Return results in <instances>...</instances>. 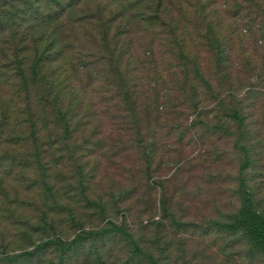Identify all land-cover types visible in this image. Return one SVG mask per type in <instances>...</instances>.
Here are the masks:
<instances>
[{"label": "trees", "instance_id": "trees-1", "mask_svg": "<svg viewBox=\"0 0 264 264\" xmlns=\"http://www.w3.org/2000/svg\"><path fill=\"white\" fill-rule=\"evenodd\" d=\"M31 3L18 23L12 17L10 36L0 20V264H172L166 193L159 216L130 229L120 201L111 207L85 197L82 181L89 173H83L81 161L98 151L107 160L124 152L112 134L92 141L106 119L110 132H123L128 145L147 151L142 155L147 172L155 145L149 135L136 137L149 113L166 111L168 94L171 102L180 94L195 108L202 98L200 86L203 97L213 98L223 110L216 121L219 129L225 133L236 127L239 132L236 142L245 160L241 167L261 163L264 0H49L48 15ZM143 23L154 42L140 50L135 43ZM66 24L69 34L63 33ZM211 39L217 49L215 78L226 85L222 91L223 85L210 87L201 67L200 47ZM157 41L167 53L164 68L171 71L173 85L162 97L153 90L152 97L146 91L142 96L129 85L135 88L139 65L155 63L151 56ZM222 45L230 51L238 47L235 64L224 62L228 51ZM98 80L106 87L101 93L108 96L109 115L88 94V86ZM90 131L77 143L79 135ZM64 168L78 177L77 192L67 175L69 184L59 189ZM258 189L255 182H240V208L228 231L241 232L264 256V210L253 195ZM128 192L117 198L126 201ZM76 202L91 209L89 218L99 221L96 226L88 227L85 217L76 215ZM150 228L155 238L145 236Z\"/></svg>", "mask_w": 264, "mask_h": 264}, {"label": "rangeland", "instance_id": "rangeland-1", "mask_svg": "<svg viewBox=\"0 0 264 264\" xmlns=\"http://www.w3.org/2000/svg\"><path fill=\"white\" fill-rule=\"evenodd\" d=\"M34 1L39 13L49 14L52 8L48 5L49 0L41 2L0 0V7L5 5L0 8V20L7 26L4 30L6 36L12 34V17L17 19L18 23L20 16ZM33 9L37 10L35 7ZM157 31L158 26L155 32ZM148 32H144L142 27V31L138 33L135 46L140 50L145 49L148 42H154V38L150 40ZM63 33H70L67 24L64 25ZM237 40L241 39L236 37V42ZM161 44L157 41L153 47L155 50L151 57L155 63L138 66L137 84L135 88L131 87L133 83L129 85L133 92H139L143 96L144 91L151 95L150 90H153L162 97L166 93L165 89L169 91L172 88L173 83L169 79L171 71L164 68L165 59L168 60V57L165 50L159 47ZM221 49L228 51V54H224V62L228 60L231 65L235 64L240 54L238 47L235 46L230 51V48L225 50L222 45ZM215 51L216 45L211 39L209 44L200 47L199 57L204 70L203 75L211 81L210 87L218 90L219 86L223 85L222 91L226 85L222 80L215 78L214 68L217 63ZM68 56L71 57V52ZM102 85L101 80L93 81L92 85L88 86V94L93 102H101V106L98 104L96 107L108 113L103 115H109L112 109L107 101L108 96L101 93V90H106ZM200 90L198 86L199 96L206 101H202L201 98L195 105L197 109L191 108L188 101L184 102L180 94L176 96L175 102H171V96L168 94V103H165L168 104V109L164 107L166 111L163 113L153 110L149 113L148 124L141 128L142 132L136 137L149 135V140L155 145V154L150 160L147 172L145 170L147 163L142 160V155L145 152L147 154V151L133 143L128 145L129 136L123 132L119 130L110 132L109 123L104 119L102 132L95 133L92 141L100 136L112 134L114 139L118 140L117 145L122 146L120 150L124 152L111 156L110 160L104 158L101 151L96 152L94 157L82 159L81 162L83 164L85 162L83 173H89L88 176L83 175L82 184L86 186L84 195L103 205L111 206L112 203L117 204V200L120 201L117 205L119 208L127 209L129 228L137 229L140 224L159 216L161 213L159 201L162 200V194L166 193L168 257L172 264H264V256L253 249V244L243 237L241 232L228 231V226L240 208L238 195L240 182L246 181L247 185L255 182L260 186L261 189L254 191L253 195L257 207L264 210V155L261 156V163L255 165L250 163L248 169L241 167L245 160L236 142L239 132L236 127H230L225 133L219 129L216 121L223 117V110H218L213 98H204ZM229 103L226 101L225 106H229ZM214 105L215 109L212 110ZM90 133L91 131L83 136L79 135L77 143L81 144L82 139ZM262 137L264 139V129ZM261 147L264 152V141ZM92 167H95L93 171ZM63 172L59 179V189L64 190L69 184L64 181L67 175L71 185L75 186L72 192H77L78 177L68 172L66 168ZM121 191H129L124 199L126 201L122 202L117 198ZM75 206L79 208L76 215L85 217L88 227L99 223L90 221L91 209L86 207L83 209V205L78 203ZM152 231L150 228L143 232L151 239L155 238V232ZM134 232L140 236L138 230Z\"/></svg>", "mask_w": 264, "mask_h": 264}]
</instances>
